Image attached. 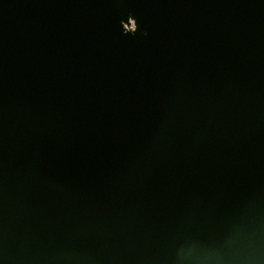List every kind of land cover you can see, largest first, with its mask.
I'll use <instances>...</instances> for the list:
<instances>
[{
	"label": "water",
	"instance_id": "obj_1",
	"mask_svg": "<svg viewBox=\"0 0 264 264\" xmlns=\"http://www.w3.org/2000/svg\"><path fill=\"white\" fill-rule=\"evenodd\" d=\"M0 264H264V0H0Z\"/></svg>",
	"mask_w": 264,
	"mask_h": 264
},
{
	"label": "built area",
	"instance_id": "obj_2",
	"mask_svg": "<svg viewBox=\"0 0 264 264\" xmlns=\"http://www.w3.org/2000/svg\"><path fill=\"white\" fill-rule=\"evenodd\" d=\"M127 28H128V29H132V28H133V26L131 25V26H128Z\"/></svg>",
	"mask_w": 264,
	"mask_h": 264
}]
</instances>
